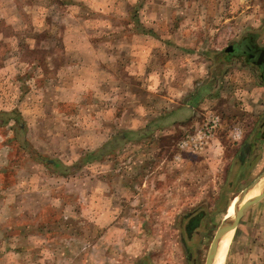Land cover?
<instances>
[{
	"label": "rangeland",
	"instance_id": "obj_1",
	"mask_svg": "<svg viewBox=\"0 0 264 264\" xmlns=\"http://www.w3.org/2000/svg\"><path fill=\"white\" fill-rule=\"evenodd\" d=\"M251 34L264 44V0H0V112L18 121L0 126V264H204L226 202L264 171V83L231 55ZM213 117L218 147L202 149L198 177L219 184L216 208L173 211L172 222L156 188L151 220L121 227L130 250L108 255L82 193L92 173L110 181L114 199L123 162L64 176L49 161L73 168L85 152L121 154L132 172L135 155L165 157ZM207 190L216 200L219 189ZM61 206L76 223L42 228L61 221ZM222 264H264V196L235 225Z\"/></svg>",
	"mask_w": 264,
	"mask_h": 264
},
{
	"label": "crops",
	"instance_id": "obj_2",
	"mask_svg": "<svg viewBox=\"0 0 264 264\" xmlns=\"http://www.w3.org/2000/svg\"><path fill=\"white\" fill-rule=\"evenodd\" d=\"M192 122L188 123L187 126L190 127L192 125ZM157 130L159 129H155V131ZM189 130L190 128L187 131ZM180 140L174 143L175 148L173 143L170 145V148L173 147L174 149L171 148L167 152V155L170 156L169 159L166 158L168 157L167 155L165 157L158 156V158L151 159V158H147V156L145 155L138 153L132 158L133 159L132 172H129L125 169L126 167V164L124 163L125 157L123 156L121 158L122 156L121 154H115L114 156L107 153V154H100V156H98V155H93L91 151L83 153V157L85 156L86 161L79 169L76 167V169L71 170V172H64L59 169L61 175L66 176L81 169L90 170V168H92L94 164H102V166H104L105 163L107 164L110 160L112 161L115 158L118 161L123 162V166H119L115 170L117 175V185L119 189H121V191L117 190L118 192L114 194V199L110 194V187H109L110 181L105 179L98 180L94 178L92 173H90V178L88 180L94 179V181L93 183L91 182L82 193L83 198H85L86 200L85 214L87 220L89 219L88 223L90 224L91 228L95 227V229L98 228L102 229L100 232L97 231V233L98 234L100 233L101 241H105L104 239L106 236V243H107L106 251L108 255L109 254L112 255L114 251L119 252L121 248L124 251L127 248L128 250H130V246L133 245V243H131V239H128V241H124L125 239H123V241H120L121 237L118 235L120 233L121 227L131 226V225L135 226L139 218L145 217L147 221L151 220L152 217L151 214L145 213V209L149 211L152 209L156 210L157 206L155 205V202L157 201L156 199H150V195H152L155 198L157 196L156 194L159 192L161 195L164 196V203L166 204L165 205L166 207L165 209H163V211L171 212L172 216H170L169 221L172 222L174 221V214L172 213L173 211L182 214L184 212L185 215L186 211H194L195 209L199 208L198 205H200L201 203H207L208 206H212V207L214 206V208H216V206L218 205L217 203L221 198V190H220L221 188L219 184L216 185L215 187V184L213 185L211 179H208L206 175L205 178L203 179L204 181H199V179L201 178L198 177L200 173L205 174L204 172L207 171L206 168L208 167V163H207L208 159L205 157L204 154L205 150L200 152H191V151L183 152L178 148V143L180 142ZM212 141L213 142L208 146L212 148L218 147L216 144H214L215 139ZM115 142L116 144L122 142V145L120 144L121 147L126 146L123 140H116ZM142 142L143 139L141 140L139 139V141H134V146L140 149ZM103 145L104 144H102V146ZM198 153H201V155H197ZM162 158H164L163 159L164 161H162ZM80 159L81 158H78L77 162H79ZM232 159H235V156ZM232 159L231 157H229L226 168L219 175L220 178L222 177L223 174L226 173V171H229V165L232 163ZM212 160L215 163L216 162L219 163L218 160L215 159ZM49 163L54 164L55 161H49ZM56 163L61 165V163L59 162ZM145 175L146 177L147 175H152V178L150 180L146 178L145 180ZM94 183H99V185L101 186V196L97 193L96 188L94 187ZM150 184H152V188L148 189L149 188L148 186ZM161 185H164V188L161 189ZM144 186H146L147 188H144ZM210 187L219 189L216 200L214 199V197H212L213 193H210L209 190H207V195L206 197H204L205 188L209 189ZM156 188H160L161 190L159 189V191L157 192ZM188 192L194 195L195 202H193V200L190 201L184 198V196ZM175 194H179L180 198L175 199L173 201L172 197ZM142 195H148L149 198H147L144 201L142 199L141 202L140 201L138 202L137 198H141ZM114 200L115 203H113ZM231 202L232 201H227L226 204L227 203L228 204L226 205V207H228L231 204ZM57 210H60L62 213H64V216L61 215L62 218L61 221L59 214V218L56 222L49 223L48 221L44 220L42 222V228L48 226H52L56 228L60 227L62 221H63V225L67 227L69 226L68 225L69 222L64 221L66 217H69L68 219L70 221L76 223L77 216L72 211H69V213L65 212L64 206L63 207L61 206V208H57ZM141 212H143L145 215L144 214L142 215ZM114 213H118V214H114ZM116 235L118 236V240L111 241V238H113ZM193 237L195 238L194 233H193ZM22 240L23 239L21 238V241ZM92 246L93 245H91V247ZM97 248L101 249L103 247L99 246ZM62 249H64V247H62Z\"/></svg>",
	"mask_w": 264,
	"mask_h": 264
},
{
	"label": "water",
	"instance_id": "obj_3",
	"mask_svg": "<svg viewBox=\"0 0 264 264\" xmlns=\"http://www.w3.org/2000/svg\"><path fill=\"white\" fill-rule=\"evenodd\" d=\"M260 183L264 184V171L255 178L249 185H247L234 199L233 202V210L237 206V211L230 213L229 209L224 215L217 231L214 234V237L212 239V242L210 244L208 254L206 256V260L204 264H214L216 254L218 252V248L220 245V242L226 232L228 231L229 227L235 223L237 226L238 221L240 218L245 214V212L253 206L262 196H264V190L256 197L251 198L249 200H245V198L248 196V194ZM231 204V205H232ZM230 205V206H231ZM229 206V208H230Z\"/></svg>",
	"mask_w": 264,
	"mask_h": 264
},
{
	"label": "flooded vegetation",
	"instance_id": "obj_4",
	"mask_svg": "<svg viewBox=\"0 0 264 264\" xmlns=\"http://www.w3.org/2000/svg\"><path fill=\"white\" fill-rule=\"evenodd\" d=\"M231 55L236 60L238 57L244 58L247 66L250 68L252 66L250 72L264 83V44L256 43L253 34L244 37L239 44L233 46Z\"/></svg>",
	"mask_w": 264,
	"mask_h": 264
},
{
	"label": "built area",
	"instance_id": "obj_5",
	"mask_svg": "<svg viewBox=\"0 0 264 264\" xmlns=\"http://www.w3.org/2000/svg\"><path fill=\"white\" fill-rule=\"evenodd\" d=\"M219 120L217 117H213L208 120L204 128L188 133L178 143V148L182 151L200 152L204 149L209 141H212L215 130L219 127Z\"/></svg>",
	"mask_w": 264,
	"mask_h": 264
},
{
	"label": "bare ground",
	"instance_id": "obj_6",
	"mask_svg": "<svg viewBox=\"0 0 264 264\" xmlns=\"http://www.w3.org/2000/svg\"><path fill=\"white\" fill-rule=\"evenodd\" d=\"M263 183H260L258 184L249 194L248 196L245 198L244 201L246 200H249L251 199L254 195H255V191L259 188V187H263L262 186ZM253 193V196L251 198H249V196ZM232 204V203H231ZM237 206L234 208L233 210V204L230 206L229 209V212L232 213V212H235L237 211ZM228 211V210H227ZM235 223H233L228 231L226 232V234L224 235V237L222 238L221 242H220V245H219V248H218V252L216 254V258H215V262L214 264H222L223 262V259L224 257L226 256L227 252H228V249H229V246H230V243H231V240H232V235H233V231H234V227H235Z\"/></svg>",
	"mask_w": 264,
	"mask_h": 264
},
{
	"label": "trees",
	"instance_id": "obj_7",
	"mask_svg": "<svg viewBox=\"0 0 264 264\" xmlns=\"http://www.w3.org/2000/svg\"><path fill=\"white\" fill-rule=\"evenodd\" d=\"M14 116H15V114L13 112H0V126L6 125L11 120L15 121V123H18V121L14 118ZM19 127L21 128V130H23V128L21 126H19ZM85 159H86L85 156L84 157L82 156L79 162L73 164V166H74L73 168H72V165L66 167L62 164L61 165L57 164L56 162L54 164H52V166H55L64 172H71V170L76 169V167L79 169L85 163V161H86Z\"/></svg>",
	"mask_w": 264,
	"mask_h": 264
}]
</instances>
